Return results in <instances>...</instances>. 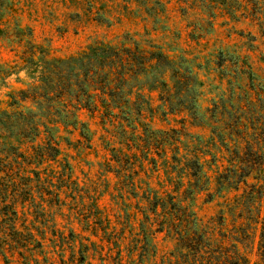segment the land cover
Returning a JSON list of instances; mask_svg holds the SVG:
<instances>
[{
    "label": "rangeland",
    "instance_id": "374dc122",
    "mask_svg": "<svg viewBox=\"0 0 264 264\" xmlns=\"http://www.w3.org/2000/svg\"><path fill=\"white\" fill-rule=\"evenodd\" d=\"M238 1L0 0V235L43 242L36 258L10 264H116L119 251L126 259L149 212L144 198L174 188L183 157L198 155V178H210L191 208L217 214L222 152L245 145L235 135L252 131L242 118L264 113L241 61L257 87L263 46L255 16H244L261 10ZM76 99L109 102L105 114L120 123L100 125ZM27 116L57 120L52 143L42 134L4 144L23 135ZM14 210L17 231L1 217ZM172 245L158 237L162 253Z\"/></svg>",
    "mask_w": 264,
    "mask_h": 264
},
{
    "label": "trees",
    "instance_id": "16d2710c",
    "mask_svg": "<svg viewBox=\"0 0 264 264\" xmlns=\"http://www.w3.org/2000/svg\"><path fill=\"white\" fill-rule=\"evenodd\" d=\"M238 2L246 12L253 11V6L259 5L261 12L255 14L258 16L260 14L262 17H257L251 12L244 17L255 16L254 20L258 22L260 34L253 37L263 46L261 51L264 52V0ZM100 46L103 48V45ZM91 47L88 46V49ZM259 60L264 62V53ZM241 61L248 67V80H253L250 83L251 90L255 92L253 99L264 100V78L258 77L259 87H256L253 83L256 75L252 66L245 62V58ZM243 67L242 64L241 68ZM26 99V96L21 98L23 101ZM72 106L78 112L86 109L93 114L98 113L100 125L108 121L112 124L120 123L117 115L105 114L109 102L102 99L92 101L76 99ZM8 118L9 116H5L6 121ZM55 123L57 120L50 117H45V121H41L27 116L21 133L23 135L15 139L7 136L4 144L35 142L41 140L42 134L46 135L44 142L50 144L53 141L51 136L47 135L49 124ZM232 124L233 120L227 124V128L233 126ZM79 125L83 127L85 123L80 122ZM243 126H247L252 131L243 135L235 133V135L238 138L242 137L245 145L234 143L231 150L228 146L224 151L222 149L224 162L215 171V194L223 198L217 214L199 217L191 208L192 202L196 199L194 194L206 190L205 186L209 184L210 178L206 172L203 183H201L202 176L198 178L205 167L198 155H193L190 160L183 157L185 161L183 166L179 167L178 181H174L172 185L174 188L166 194L144 198L149 212L142 211L143 218L139 223L138 239L127 249L126 259L122 257L121 251L118 252L119 259L116 264H264V147H261V141H264V113L261 111L260 115L242 118L240 127ZM1 129L4 131L8 129L7 122L1 126ZM212 134V140L218 137L214 136L213 130ZM250 139L256 143L246 144ZM179 164H182V161L179 160ZM174 167V170L177 169ZM185 178L187 180L184 183ZM231 191H233L232 195L223 194ZM213 198L214 194H208L205 201H211ZM19 216L16 210L1 213L2 219L10 218L11 226L15 231L18 229L16 221ZM8 235L9 233L0 235L3 237L0 240V261L3 260L5 264L13 261L21 263L22 259L24 261L30 257L36 258V251L42 248L43 242L40 240L32 241L34 244L30 243L29 239L21 243L23 240L20 241L15 236L7 239ZM160 235L173 244L171 249L163 253L157 248ZM249 246L251 248L248 252ZM253 250H255L254 260L250 258Z\"/></svg>",
    "mask_w": 264,
    "mask_h": 264
}]
</instances>
